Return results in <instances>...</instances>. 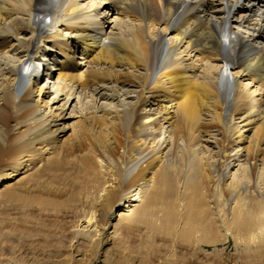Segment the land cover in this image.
<instances>
[{
	"label": "bare ground",
	"instance_id": "obj_1",
	"mask_svg": "<svg viewBox=\"0 0 264 264\" xmlns=\"http://www.w3.org/2000/svg\"><path fill=\"white\" fill-rule=\"evenodd\" d=\"M0 193L1 256L45 232L17 264L79 239L92 264L118 229L173 264L228 240L264 264V0H0Z\"/></svg>",
	"mask_w": 264,
	"mask_h": 264
},
{
	"label": "rangeland",
	"instance_id": "obj_2",
	"mask_svg": "<svg viewBox=\"0 0 264 264\" xmlns=\"http://www.w3.org/2000/svg\"><path fill=\"white\" fill-rule=\"evenodd\" d=\"M89 0H84V2H88ZM98 0H93L94 2H97ZM110 2H106L104 6L108 9L110 17L108 18L107 22L109 25H105V29L112 32L113 28L116 25V18H120V15L118 14V11L116 8L112 9L110 6ZM244 36V33L247 32V30L240 28L238 29ZM50 67V66H49ZM44 71V70H43ZM244 80V81H243ZM242 85L247 86V89H250V85L247 84V81L245 79H242ZM253 90L250 89V91ZM257 93V92H256ZM255 93V94H256ZM75 119H71L70 122L76 121V116H74ZM6 203L1 202V193H0V264H1V258L11 261L13 264H17L22 260H25L31 257V254L33 252H36V255L39 258H42V239L41 236L44 234V231H37L31 233V241H28V243L25 244V246L22 249V246H20L15 241H10L6 244V252L4 255L1 256V220L5 214H8L7 217H15V212L12 211L10 208L4 207ZM4 207V208H3ZM7 209V210H6ZM65 222H69L74 220L72 216H66L63 219ZM53 230V229H52ZM55 230V229H54ZM54 234V237L56 239H53L52 244L54 245L55 251H61L60 255L57 256L56 253H53L52 257L49 255L52 261H62L65 255V248L68 246V244L62 242L61 236H59L58 233L52 232ZM114 242L108 247V249L102 253L101 255H98V258L93 261L92 264H173V255L176 257H180L177 252L172 248L169 244H163L161 247L159 246V252L156 253L154 256L151 255V252H149L144 246V244L141 245L139 243V249L136 251H133V245L128 240L132 238L131 234H129L128 230L125 229H118L117 235H115ZM14 237L11 236V239ZM143 241V239H141ZM79 243L77 248L79 250L78 254H76L75 262L69 263V264H80L76 260L85 261L88 259V255H90V240L86 239H79ZM64 248V249H63ZM132 248V249H131ZM207 252L209 253V259L210 264H249L245 263L243 258H241L242 250L240 248H236L235 245L231 240L226 241L223 244H220L219 246L215 247H206L205 248ZM52 250V251H53ZM31 253V254H30ZM110 253V254H109ZM105 255L111 256V259H115V263H111L105 260ZM24 257V258H23ZM45 257V256H44ZM244 261V262H243Z\"/></svg>",
	"mask_w": 264,
	"mask_h": 264
}]
</instances>
